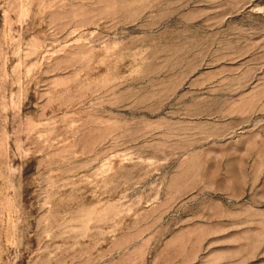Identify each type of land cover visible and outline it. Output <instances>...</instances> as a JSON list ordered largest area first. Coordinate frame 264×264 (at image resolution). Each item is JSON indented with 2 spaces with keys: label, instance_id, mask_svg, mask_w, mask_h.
<instances>
[{
  "label": "rangeland",
  "instance_id": "1",
  "mask_svg": "<svg viewBox=\"0 0 264 264\" xmlns=\"http://www.w3.org/2000/svg\"><path fill=\"white\" fill-rule=\"evenodd\" d=\"M0 264H264V0H0Z\"/></svg>",
  "mask_w": 264,
  "mask_h": 264
}]
</instances>
